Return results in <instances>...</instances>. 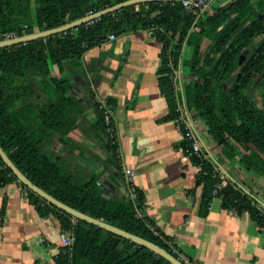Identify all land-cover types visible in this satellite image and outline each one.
Instances as JSON below:
<instances>
[{
    "label": "trees",
    "instance_id": "1",
    "mask_svg": "<svg viewBox=\"0 0 264 264\" xmlns=\"http://www.w3.org/2000/svg\"><path fill=\"white\" fill-rule=\"evenodd\" d=\"M124 1L128 0H0V41L7 34L22 37L56 29ZM137 30L151 31L163 46L161 73L165 76L161 88L170 108L165 119L179 121L181 117L169 67L172 61L181 69V77L190 79L180 95L187 111L204 120L207 134L227 158L239 155L234 143L250 150L241 155L239 163L264 178V163L260 162L264 157V0H232L209 8L203 15L186 9L183 1L149 2L126 7L65 34L1 48L0 145L35 185L57 200L179 258L170 238L152 229L140 216L145 206L143 191L139 190L135 202L106 197L96 176L69 165L64 157L57 160L44 146L46 140L48 146L55 144L49 131L58 135L61 143L67 142L69 134L78 128V120L85 119V109L69 94L70 80L84 75V54L107 42L110 34L121 36ZM51 65L67 75L53 77ZM107 103L114 110V101ZM93 109L97 121L91 131L106 136L102 139L105 151L121 174L117 137L108 132L99 102L93 103ZM188 148L184 140L186 154ZM192 161L200 168L197 185L204 186L203 208L215 195L222 196L225 208L247 211L264 227V208L232 182L217 189L222 184L221 172L211 160L201 162L194 157ZM13 182L27 191L41 217L54 214L62 232L75 237L72 253L61 247L56 264H170L148 248L76 220L48 203L27 189L0 156V188ZM4 213L3 208L0 226Z\"/></svg>",
    "mask_w": 264,
    "mask_h": 264
},
{
    "label": "crops",
    "instance_id": "2",
    "mask_svg": "<svg viewBox=\"0 0 264 264\" xmlns=\"http://www.w3.org/2000/svg\"><path fill=\"white\" fill-rule=\"evenodd\" d=\"M162 49L151 31L137 30L87 51L82 58L84 75L73 77L70 87V95L85 109V119L78 120L67 142L61 143L49 131L55 144L48 146L46 140L44 146L57 160L64 157L69 165L96 176L106 197L126 199L123 169L135 170L136 186L145 194L140 216L169 237V243L192 264H264V227L249 212L225 208L218 195L203 208L204 186L197 185L200 169L184 151L179 121L165 119L170 108L161 88L165 76ZM109 99L115 103L113 123L121 174L105 151L104 136L91 131L97 121L93 103ZM190 118L205 153L226 176L227 185L236 183L225 171L264 201V193L255 189L256 183L262 184L261 176L239 166L240 157L227 158L206 135L207 127L200 129ZM96 155L100 160L93 158ZM3 208L0 264H56L54 257L62 247L60 220L54 214L41 217L17 182L0 188V215Z\"/></svg>",
    "mask_w": 264,
    "mask_h": 264
},
{
    "label": "water",
    "instance_id": "3",
    "mask_svg": "<svg viewBox=\"0 0 264 264\" xmlns=\"http://www.w3.org/2000/svg\"><path fill=\"white\" fill-rule=\"evenodd\" d=\"M186 0H128L121 2L117 5H114L112 7H109L107 9H104L102 11H99L94 14H90L82 19H79L77 21H74L72 23H69L67 25H64L62 27L56 28V29H50L46 31L36 32L31 35H25L22 37H15L11 39H6L3 41H0V49L1 48H7L11 46L26 44L32 41L40 40L49 38L55 35L65 34L70 30H74L79 28L82 25L93 23L99 19H101L104 16H107L109 14H113L117 11H121L125 9L126 7L130 6H137L144 3L149 2H181ZM0 156L3 159L4 163L7 165V167L14 173V175L18 178V180L26 186L27 189L30 191L36 193L43 199H45L48 203L56 206L58 209L68 213L76 220L85 221L87 223L93 224L95 226L101 227L111 233H114L124 239L130 240L133 243H136L139 246L146 247L153 253L157 254L159 257L166 259L170 264H184L180 259L176 258L174 255H172L170 252H168L166 249L160 247L159 245L150 242L138 235L129 233L127 231H124L118 227H115L113 225H110L108 223H105L102 220H98L95 218L90 217L89 215L80 212L74 208L69 207L68 205L62 203L61 201L57 200L50 194H48L45 190L41 189L37 185H35L9 158L7 153L3 150V148L0 145ZM225 174L236 184H238V187L248 196H250L252 199L258 202L263 208H264V201L259 199L256 195L252 194V192L247 189L244 185L238 183L233 177L229 175L225 171Z\"/></svg>",
    "mask_w": 264,
    "mask_h": 264
},
{
    "label": "built area",
    "instance_id": "4",
    "mask_svg": "<svg viewBox=\"0 0 264 264\" xmlns=\"http://www.w3.org/2000/svg\"><path fill=\"white\" fill-rule=\"evenodd\" d=\"M183 5L186 9H195L200 12L201 15L205 14L211 5V0H186L183 1ZM15 38L14 34H7L5 39ZM117 39L115 34H110L107 37V42H112ZM169 67L172 69V80L174 83L181 78V69H176L173 62L170 61ZM175 86V85H174ZM100 109L104 112V120L108 127V132L114 136L115 134V127L113 123V110L108 105L107 101H99ZM180 108V105H179ZM181 117L179 120V126L182 128V133L184 140L187 141L189 148L187 149L188 157L197 158L201 162L209 160L208 155L205 153L203 148V144L201 141V137L199 132L197 131L194 123L192 122L188 112L186 114L182 111ZM200 169V168H199ZM220 172V171H219ZM123 175L125 179V183L128 188L127 198L131 199L132 201H136L138 199L139 189L136 186L135 178L136 172L131 168H124ZM220 177L222 179V184L218 186L217 189L225 187L227 185V178L223 173H220ZM264 216V211H263ZM60 242L62 247H64L68 253H72L75 244V237L72 233L66 232L60 234ZM174 252L179 255V258L184 264H192L190 259H188L183 253H181L178 249L174 248Z\"/></svg>",
    "mask_w": 264,
    "mask_h": 264
},
{
    "label": "rangeland",
    "instance_id": "5",
    "mask_svg": "<svg viewBox=\"0 0 264 264\" xmlns=\"http://www.w3.org/2000/svg\"><path fill=\"white\" fill-rule=\"evenodd\" d=\"M230 1H232V0H211V5H210V7L209 8H213V7H218V6H220V5H223V4H225V3H227V2H230ZM32 12H33V14H34V10H32ZM33 16V15H32ZM186 56L188 57V56H190V50L188 49L187 51H186ZM50 69H51V75L53 76V77H56L57 79H61V78H63V77H65V72L63 73V72H60V70H59V68L57 67V66H55V65H51L50 66ZM186 73V72H185ZM190 79H189V77H184V79L181 77V78H179L178 79V81L176 82V83H174V85H175V89H176V93H177V95H178V100H179V104H180V108L182 109L181 111H182V113L184 112L185 114H186V112H188L187 111V109H186V106H185V103H184V101H182L181 100V98H180V95H181V93H182V91H183V86H185L186 85V83L189 81ZM72 79L70 80V83H71V88L73 87L72 86ZM50 88V90L51 91H53V89H52V87H49ZM71 88H70V90H71ZM71 92L69 91V94H70ZM188 115L190 116V117H193V119L195 120V122H197V125H198V127L201 129L203 126H205V123H204V120L202 119V118H200V117H198V116H195V113L194 112H192V113H189L188 112ZM180 129H181V131H182V128L180 127ZM116 131V130H115ZM183 132V131H182ZM116 133V132H115ZM207 136H208V138L209 139H211L210 138V136L208 135V134H206ZM114 136H116V134H114ZM104 137H105V139H106V136L104 135ZM211 142H212V140H211ZM213 143V142H212ZM213 145H214V143H213ZM234 145H235V147L238 149V151H239V155H238V157H240L241 158V155L242 154H249L250 153V150H247L246 148H244V147H242V146H240V145H238V144H236V143H234ZM251 149L252 150H255L252 146H251ZM237 162H238V164H239V166H241V164L239 163V161L237 160ZM260 162H262V163H264V157L263 156H261V160H260ZM259 175V174H258ZM261 176V175H260ZM255 180H257V179H255ZM252 182H254V181H252ZM261 185H264V178L263 177H261ZM261 185L259 184V183H256V185H255V189L258 191V192H260L261 194H263L264 193V186H262L261 187ZM248 186V185H247ZM25 190V189H24ZM27 192V191H26ZM43 239V243H45L44 242V239L45 238H42ZM55 258V257H54ZM55 260V259H54Z\"/></svg>",
    "mask_w": 264,
    "mask_h": 264
}]
</instances>
